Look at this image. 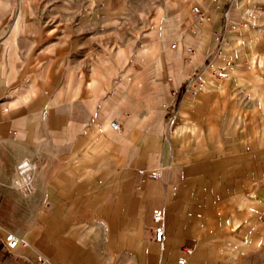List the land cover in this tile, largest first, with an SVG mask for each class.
<instances>
[{
    "label": "crops",
    "instance_id": "crops-1",
    "mask_svg": "<svg viewBox=\"0 0 264 264\" xmlns=\"http://www.w3.org/2000/svg\"><path fill=\"white\" fill-rule=\"evenodd\" d=\"M214 2L218 20L222 2ZM25 33L0 32V264H37L39 255L47 264H178L181 258L186 264H264L262 168H251L248 156L222 159L218 153L188 152L175 161L161 147L163 125H169L161 111L133 108V98L122 107L105 95L104 85L94 84L97 78L86 76L84 61L67 51L59 56L52 45L42 49L38 30ZM201 42L204 55L212 54V45ZM195 57L179 62L163 92L182 87L204 67L206 57ZM222 64L218 58L212 66ZM153 76L139 82L151 92ZM199 78L203 87L195 97L187 93L184 105L188 97L207 105L227 85L208 71ZM204 113L182 109L173 124L184 133L193 118L199 131ZM224 113L217 120L222 125L248 123L244 112ZM114 120L119 131L110 127ZM24 158L39 166L30 194L10 186ZM139 169L162 170V177L148 179ZM159 210L162 242L153 235ZM10 234L20 239L13 250L6 247Z\"/></svg>",
    "mask_w": 264,
    "mask_h": 264
},
{
    "label": "rangeland",
    "instance_id": "rangeland-1",
    "mask_svg": "<svg viewBox=\"0 0 264 264\" xmlns=\"http://www.w3.org/2000/svg\"><path fill=\"white\" fill-rule=\"evenodd\" d=\"M214 1L0 0V32L4 37L38 30L42 49L52 45L59 56L67 51L74 60L84 61L86 76L97 78L94 84L104 85V93L112 101L124 107L133 98V108L154 109V114L161 111L165 124L169 123L168 127L163 125L161 147L175 161L188 152L203 158L216 157V153L222 159L248 156L250 167H260L264 172V0H237L230 18L235 28L230 31L224 19L229 0H221L223 10L218 20L213 16ZM196 6L206 13L205 19L212 18L199 26L198 34L193 33L192 21ZM203 40L212 45V54L204 55L200 47ZM188 47L194 49V54L188 52ZM204 56L206 64L189 75L175 100L171 91L178 88L163 92L162 83L172 81L171 72L183 58L191 62L194 57L202 60ZM218 58L222 66L213 67ZM151 71L152 92L139 83ZM205 71L216 81L224 79L227 85L200 107L183 86L194 74L200 77ZM187 93L194 97H188L184 105L182 98ZM165 104H171L170 110ZM200 108L207 117H197L202 120L201 126L197 122L199 131H194L193 118L189 131L184 133L178 130V122L173 124L180 110ZM226 110H233L234 115L244 112L248 123L220 124L217 120L225 119L220 117ZM221 142L228 143L229 148L221 149ZM14 179L15 169L10 186L17 189Z\"/></svg>",
    "mask_w": 264,
    "mask_h": 264
},
{
    "label": "built area",
    "instance_id": "built-area-1",
    "mask_svg": "<svg viewBox=\"0 0 264 264\" xmlns=\"http://www.w3.org/2000/svg\"><path fill=\"white\" fill-rule=\"evenodd\" d=\"M237 0H229V4L227 9L224 11V19L226 21V27L228 29L235 28L234 25H230V18H231V12L232 9L235 7ZM194 10H192V21L196 26H200L203 23V20L206 18V13L201 10L199 7H194ZM194 34H198V30L193 29ZM217 40L220 41V37H217ZM175 47V46H174ZM188 52L190 54H194V49L192 47H188ZM203 85L202 80L199 78L197 74H194L190 80H188L187 83L184 84L183 88L186 92H189L192 95L197 94V90L199 87ZM180 93V88L173 89L171 91V98L172 100H175L177 96ZM166 110H170L171 104H165L164 105ZM8 107L4 109V111H7ZM42 118H46V112L43 113ZM110 127L114 131H119L121 129L120 123L116 120L112 121L110 123ZM37 170V164L36 162H33L31 160L25 159L21 160L16 164L15 168V187L17 190L21 191L24 194H29L33 192L35 185H34V174ZM138 172L143 175L144 177L148 179H159L162 177V170H145V169H139ZM153 235L154 240L156 242H162L163 238L165 236V226H164V215L159 210L154 212L153 214ZM20 245V239L13 234H10L8 236L7 246L9 250H13ZM185 254L192 255L193 250L189 248L184 249ZM186 259L181 258L178 261V264H186ZM37 264H47V260L44 256L39 255L38 260L36 262Z\"/></svg>",
    "mask_w": 264,
    "mask_h": 264
}]
</instances>
